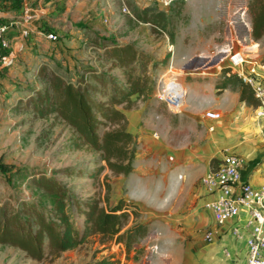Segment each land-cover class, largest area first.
Returning a JSON list of instances; mask_svg holds the SVG:
<instances>
[{"label": "rangeland", "instance_id": "obj_1", "mask_svg": "<svg viewBox=\"0 0 264 264\" xmlns=\"http://www.w3.org/2000/svg\"><path fill=\"white\" fill-rule=\"evenodd\" d=\"M248 2L191 0L164 7L155 0H142L140 4L126 0L125 6L129 13L119 8L123 26L117 31L86 32L82 30L86 28L85 24L80 22L78 27L81 32H56L64 54L60 56L57 52L39 58L42 59L41 65L35 69L30 63L25 79L18 78L20 82L10 80V86L13 88L14 84L16 89L21 90L23 98L13 100L9 89H6L4 92L7 94L0 100V162L14 167L8 173L0 172V225L5 217L14 214L34 220L31 216L34 205L46 213L54 211L52 194L47 190L43 177L61 182L76 199L87 200L92 196L99 199L103 206L106 203L113 205L117 196L129 186L122 174H115L107 168L94 179L90 177V172L78 175L63 173V169L69 166L95 171L93 169L103 165V162L98 153L81 143L78 135L56 113L39 115L36 112L31 100L36 96V89L50 90L49 81L54 75L74 84L99 85L87 72L88 67L123 79V71L111 68L112 63L104 55V48L98 45L104 40L116 44L131 43L151 56L147 72V85L151 87V94L142 98L141 104L149 111L145 122L153 127L152 134L168 128L170 141L179 145L184 140H192L190 134L194 132L185 127L177 128L181 123L178 115L170 112L157 98L159 77L165 74L166 81L172 78L181 81L190 73L210 75L220 71L224 75L228 74L225 77L232 85L241 87L243 81L230 69L227 71L230 49H241L248 58L264 64V35L257 40L249 36ZM169 67L171 71L167 72ZM95 95L100 100H106L107 97V94ZM116 126L110 125L109 128ZM197 128L201 130L202 125L198 123ZM146 191L149 198L146 199L152 200L153 187H148ZM128 209L129 216L121 232L141 225L147 227L145 235L131 242L129 249H126L123 241L116 242L100 234L89 233L80 244L66 251L50 253L46 249L40 260L31 258L26 251L16 246L0 244V264H82L109 256H112L110 261L116 264L131 261L146 264L150 246L156 243L154 234L157 227H148L145 222L147 214L137 205ZM81 219L80 216L75 220L80 223ZM175 227L172 225V228ZM159 228L164 231L171 226L162 225Z\"/></svg>", "mask_w": 264, "mask_h": 264}, {"label": "crops", "instance_id": "obj_2", "mask_svg": "<svg viewBox=\"0 0 264 264\" xmlns=\"http://www.w3.org/2000/svg\"><path fill=\"white\" fill-rule=\"evenodd\" d=\"M125 1L0 0V23H15L8 32L11 46L0 64V100L7 94L6 89L13 100L23 98L21 90L14 84L13 88L10 86V80L25 79L30 63L35 69L41 65L39 58L57 52L60 56L64 54L58 40L45 37L47 32L117 31L123 26L119 8H126ZM132 1L140 4L142 0ZM80 22L86 28L81 30ZM257 61L249 58L247 70L259 75L264 84V70ZM187 75L181 79L186 97L182 111L177 114L181 120L177 128L194 132L190 134L192 140L195 135L194 141L184 140L178 145L170 141L168 128L154 138L153 127L145 122L149 111L141 104L142 98L133 96L130 106L120 105L126 116V129L136 138L137 152L134 169L123 175L129 186L114 204L119 199L134 203L147 214L148 227L158 228L154 234L156 243L152 244L157 246V251L149 253L146 264H245L247 237L252 226L249 216L240 214L217 225L203 207L200 179L217 166L224 150L244 158L243 180L254 185L264 184V117L256 115L257 106L240 99L239 86L218 84L228 74L215 71L210 75ZM207 111L218 113L219 118L206 117ZM198 123L202 125L201 130L197 128ZM148 187L154 191L151 202L147 200ZM162 225L171 228L162 231L159 228ZM234 226L239 227V235L232 233ZM207 230L214 233L212 243L203 239Z\"/></svg>", "mask_w": 264, "mask_h": 264}, {"label": "trees", "instance_id": "obj_3", "mask_svg": "<svg viewBox=\"0 0 264 264\" xmlns=\"http://www.w3.org/2000/svg\"><path fill=\"white\" fill-rule=\"evenodd\" d=\"M248 13L250 35L257 40L264 35V0H249ZM98 46L104 48V55L112 63L111 68L123 71V79L88 67L87 72L99 85L74 84L54 75L49 81L50 90L36 89L38 97L31 100L39 115L56 113L78 135L81 143L98 153L103 162V165L93 169L95 171H84L76 166L65 167L64 174L90 172V177L94 179L107 168L115 174L127 176L134 169L137 142L126 129V116L119 107L130 106L133 96L139 99L151 94V87L147 85L151 56L131 43L116 44L104 40ZM228 83L227 77L219 81L222 87ZM240 85V99L257 106L258 101L253 99L251 88L244 82ZM95 94H107L106 100L97 99ZM110 125L117 126L109 128ZM13 169L0 162V172L5 174ZM43 178L47 190L52 194L54 211L46 213L34 205L31 211L34 220H26L15 214L5 217L0 225V244L16 246L31 258L40 260L46 249L50 253L66 251L80 244L89 233L100 234L116 242L123 241L126 249H129L131 242L147 232V227L143 225L121 232L129 216L128 208L133 203L119 199L113 205L106 203L103 206L99 199L92 196L87 200L76 199L61 182L51 177ZM80 216L82 219L78 223L75 219ZM110 259L112 256L82 264H116Z\"/></svg>", "mask_w": 264, "mask_h": 264}, {"label": "built area", "instance_id": "obj_4", "mask_svg": "<svg viewBox=\"0 0 264 264\" xmlns=\"http://www.w3.org/2000/svg\"><path fill=\"white\" fill-rule=\"evenodd\" d=\"M164 7L176 2H188L190 0H155ZM126 13V8L122 9ZM15 23H0V64L6 57V51L11 46L8 36L10 28ZM45 37L50 41H57L58 37L53 32H47ZM249 58L241 49H230L227 57V68L247 84L257 99L258 117H264V84L259 75L252 70H247ZM264 70V64L260 65ZM169 67L167 72H170ZM165 74L159 77L156 86V96L173 114L182 111L185 103L186 89L177 78L164 79ZM205 116L210 119H218L219 114L207 111ZM211 129V127H210ZM158 138V134L153 133ZM244 158L238 154L224 152L217 166L208 170L200 179L204 191L203 207L209 211L217 225L224 224L227 220L235 219L240 214L249 216L252 223L247 237V257L245 264H264V184L254 185L241 177ZM234 235H239L238 226L232 228ZM204 241L212 243L214 233L207 230L204 233ZM152 252L157 251V246L151 245Z\"/></svg>", "mask_w": 264, "mask_h": 264}]
</instances>
